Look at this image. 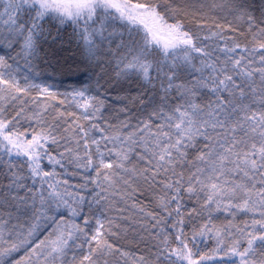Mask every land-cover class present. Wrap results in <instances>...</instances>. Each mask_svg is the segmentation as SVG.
I'll return each mask as SVG.
<instances>
[{
    "label": "snow or ice",
    "instance_id": "snow-or-ice-1",
    "mask_svg": "<svg viewBox=\"0 0 264 264\" xmlns=\"http://www.w3.org/2000/svg\"><path fill=\"white\" fill-rule=\"evenodd\" d=\"M0 264H264V0H0Z\"/></svg>",
    "mask_w": 264,
    "mask_h": 264
},
{
    "label": "trees",
    "instance_id": "trees-1",
    "mask_svg": "<svg viewBox=\"0 0 264 264\" xmlns=\"http://www.w3.org/2000/svg\"><path fill=\"white\" fill-rule=\"evenodd\" d=\"M74 47V46H73ZM58 80H59V75L57 74V82H58ZM133 88L135 87L134 85L132 86ZM61 90H63V89H61ZM132 95H135L136 93H135V91H132V93H131Z\"/></svg>",
    "mask_w": 264,
    "mask_h": 264
}]
</instances>
